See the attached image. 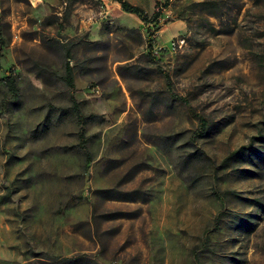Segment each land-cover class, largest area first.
Masks as SVG:
<instances>
[{
  "label": "rangeland",
  "instance_id": "obj_1",
  "mask_svg": "<svg viewBox=\"0 0 264 264\" xmlns=\"http://www.w3.org/2000/svg\"><path fill=\"white\" fill-rule=\"evenodd\" d=\"M126 1L0 0V264H264V0Z\"/></svg>",
  "mask_w": 264,
  "mask_h": 264
},
{
  "label": "trees",
  "instance_id": "obj_2",
  "mask_svg": "<svg viewBox=\"0 0 264 264\" xmlns=\"http://www.w3.org/2000/svg\"><path fill=\"white\" fill-rule=\"evenodd\" d=\"M112 1L117 3L123 12L142 17L141 9L137 6L131 5L126 0H112ZM158 17H159V15L156 13L152 16L151 20L155 21L156 19H158ZM143 21H146L145 17H143ZM147 42H148V48L150 50H152V47H153L152 41L150 39H148ZM65 70H66L65 71V77L63 78V80L68 87H72L73 86V78H72V74L70 72V69L68 68L67 65L65 67ZM5 82H6V87H7L8 93L11 95L13 100L17 101L19 98V90H18V87H17V84H16L14 77L10 73L7 76ZM60 111L63 112L64 114L71 115L72 117H74V119L76 120V122L79 126L80 143L83 144L82 148H85L84 131H85L86 126L89 124V122H91V120H92V118H94V116L82 115V113H81L80 109L78 108L75 101H72L71 107L61 108ZM207 131H208V125L204 120L201 119L198 136L205 135L207 133ZM79 261H80V259H78V258L66 259V260H64V263L78 264Z\"/></svg>",
  "mask_w": 264,
  "mask_h": 264
}]
</instances>
